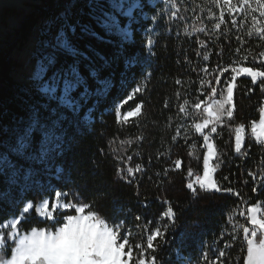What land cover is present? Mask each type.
<instances>
[{"label": "trees", "instance_id": "obj_1", "mask_svg": "<svg viewBox=\"0 0 264 264\" xmlns=\"http://www.w3.org/2000/svg\"><path fill=\"white\" fill-rule=\"evenodd\" d=\"M39 1L35 15L24 21L23 28H30L40 17L42 29L70 4L71 22L79 20L90 28L88 34L78 28L80 47L96 67L103 66L99 80L107 79L109 85L86 100L79 99L83 88L79 89L74 94L80 103L78 112L59 109L66 117V140L47 167L13 157L17 167L31 166L37 172L28 186L23 181L10 184L8 175L0 174V193H8L0 195V226L11 216H20V232L54 231L62 217L53 225L38 214L37 205L44 199L51 202L60 191L64 203L86 204V210L119 227L129 240L124 250L132 248L131 264L140 258L145 264H152L153 258L155 264H244L247 241L241 226L247 224L249 207H264V141H257L251 131L264 106V77L253 82L251 76H238L233 118H225L216 133L205 129L216 148L213 179L221 189L232 191L204 190L194 184L197 191L193 194L187 185L203 173L206 147L194 125L207 118L203 109L213 99L211 88L223 89L226 95L233 67L264 71V57L259 55L264 52V35L257 31L264 29V16L256 0H248V6L243 0H230V4L224 0H139L140 7L132 10L131 17L117 13L109 0ZM100 6L116 15L120 26L128 24L130 33L109 31L98 23L95 17L100 15ZM15 66L9 47L0 42V129L23 117L28 104L48 102L31 86L15 81ZM223 68L228 71L222 73ZM82 74L89 80L90 91L102 89L97 78L86 70ZM134 89L139 91L128 100ZM200 101L205 103L196 109ZM137 105L141 112L125 121L122 116ZM50 106L56 107V102ZM240 124L244 125L243 142L237 152L235 128ZM178 159L179 168L175 166ZM137 165L139 171L127 173V168L135 170ZM57 169L62 172L58 174ZM26 202L32 204L28 213L21 212ZM169 207L174 215L165 217ZM63 212L75 215L71 209ZM157 228L162 234L149 249L147 237ZM1 230L7 247L0 255L9 257L14 242L3 226Z\"/></svg>", "mask_w": 264, "mask_h": 264}, {"label": "snow or ice", "instance_id": "obj_2", "mask_svg": "<svg viewBox=\"0 0 264 264\" xmlns=\"http://www.w3.org/2000/svg\"><path fill=\"white\" fill-rule=\"evenodd\" d=\"M243 2L248 6V0ZM256 2L260 15L264 16V0H256ZM109 3L112 9L123 15H130V9L134 6L130 0H109ZM224 3L230 4V0H224ZM126 7L129 9L128 12H125ZM234 10V8L230 9V11ZM99 13L100 15L95 18L105 29L111 31L113 28H118L116 15L105 11L103 6L99 7ZM222 17L223 13H221V21ZM253 19H256L255 16ZM71 21V5L69 4L65 12L54 20H49L40 30L32 52L34 68L30 74L31 87L48 102L42 103L37 100L35 103L28 104L23 117L14 118L11 126L0 129V174L6 173L10 184L23 181L24 185L28 186L33 183L32 178L37 172L31 166L17 167L13 157H23L29 162L47 167L49 162L62 151L67 128L65 114L59 111L60 108L66 107L74 113L78 112L79 99L86 100L89 96L100 94L103 89L108 88L109 80H99V73L103 66L96 67L95 61L79 44L82 37L78 35V28L81 33L88 34L89 26L81 24L79 20ZM220 26V23L215 24L217 29ZM257 31L264 35V29L257 28ZM91 35L97 34L91 32ZM148 43L151 44L152 41L149 39ZM87 47L90 51L91 47ZM259 55L264 57V52ZM204 58L207 59V56ZM244 59H247V56ZM85 70L90 77L97 78L102 89H97L95 93L89 90L91 87L89 80L82 74ZM227 71V68L221 69L222 73ZM231 71L233 74L226 82V95L223 89L218 91L217 87H212L210 95L213 99L203 109L207 113V118L194 125L195 131L203 135L207 152L203 156V176H197L194 182H189L187 185L193 194L197 191L194 184H198L199 188L204 190L232 191L231 188L221 189L212 179V173L216 171V168L212 166L211 161L216 156V148L211 142L210 135L204 132L205 129H210L211 133H216L217 126L224 123L225 118L228 120L233 118V90L236 88L237 77L246 73L251 76L253 82H256L259 77H264V71L248 67H233ZM176 83L179 84L180 81L177 80ZM216 83H221L219 76L216 77ZM261 84L264 86V80ZM81 88L83 91L80 92L78 99L74 94ZM138 91L139 89H134L133 94L127 99L132 100ZM217 95L221 98L214 99ZM51 102H56V107H51ZM203 103L205 102L200 101L194 107L200 109ZM184 110L181 106L180 111ZM140 112L141 107L137 105L134 110L127 111L123 119L127 121L129 117L136 116ZM243 132V124L235 128L237 152L241 151ZM252 133L258 140L264 141V109H261L259 124L253 122ZM37 137H39L38 141ZM175 166L177 168L181 166L179 159L175 161ZM139 170L140 166L137 165L135 170L129 167L126 171L132 174ZM56 171L59 174L62 169ZM21 172L24 173L23 176ZM188 174L193 175L191 169ZM47 190H52L50 185ZM0 195L6 196L8 193L4 192ZM61 195L60 191L55 192L57 202L52 203V211H49V201L45 199L42 205L43 211L40 213L45 215L53 225L60 223L59 217H62L61 226L55 227L54 231L33 228L30 232L21 235L16 231L19 221L13 220L10 224L12 232L8 234V238L15 241V247L11 250L10 257L0 255V264H130L133 259L132 248L129 246L128 251H124L129 240L123 236L119 227L110 226L94 211L86 212L88 209L86 204L59 203ZM63 195L67 196L69 193H63ZM31 208L32 204L28 203L23 212L28 213ZM70 209L74 210L75 215L64 214L62 211ZM247 212L251 227L241 226L244 239L247 241L244 264H264V215L260 214L262 209L256 204L249 207ZM54 213H59V216H55ZM163 215L173 216L172 208L169 207ZM161 234L160 229L157 228L147 237L149 249L153 248V241ZM6 247V237L0 234V253H3ZM220 256H224V253L221 252ZM137 264H145V260L140 258ZM152 264H155V258Z\"/></svg>", "mask_w": 264, "mask_h": 264}, {"label": "rangeland", "instance_id": "obj_3", "mask_svg": "<svg viewBox=\"0 0 264 264\" xmlns=\"http://www.w3.org/2000/svg\"><path fill=\"white\" fill-rule=\"evenodd\" d=\"M147 1L150 3H154L160 0H147ZM130 2L134 6L131 7L130 9V15H126L128 17L132 16V10H134V8L140 7L139 0H130ZM38 4H40L39 0H0V42L2 45L9 47L10 56L16 61V66L13 70V76H14L15 81L24 83L29 87L31 86L30 74L34 68V60L32 59V52H33L35 43L38 39L39 32L41 29V24H40L41 18L39 17L37 21L35 22V24L32 25L30 28H27V27L23 28V23L24 21L27 20V18H30L31 16L35 15V10H36L35 7ZM128 11L129 9L126 7L125 12H128ZM127 26L128 24L124 27L119 25L118 28H114V29L121 34L128 35L130 33V30L127 28ZM241 75H247V74L243 73ZM263 109H264V106H263ZM259 121L256 123L259 124ZM204 134H208V133L204 132ZM253 136L257 141H262V140H258L255 134H253ZM206 152H207V148H206ZM211 164H212V161H211ZM201 176H203V173ZM212 179H213V173H212ZM195 180H196V177L194 181ZM43 201H41L37 205V211L41 217H46L45 215L40 214L43 211L42 209ZM55 202H57L56 196H54L53 200L49 202V211H52L51 205L52 203H55ZM28 203L30 202L25 203L24 207L21 209V212H23V209L26 207ZM59 203L62 204L64 202L59 198ZM260 208L262 209V212L260 214L264 215V207L260 206ZM87 211L88 210H86V212ZM19 217L20 216H17V217L11 216L9 219L5 220L3 224L0 226V230H1V227L3 226L4 229L8 231L7 232L8 234L11 233L12 229L10 227V224L13 220L19 221ZM246 221H247V224L245 225V227L250 228L251 225L249 222L248 214L246 215ZM16 231L22 235V234L30 232L31 230L28 232H20L18 228H16ZM0 234L4 235L3 231H0ZM9 240L14 242V246H13L14 248L15 241L13 239H9Z\"/></svg>", "mask_w": 264, "mask_h": 264}]
</instances>
